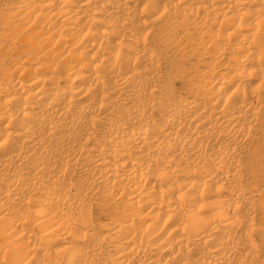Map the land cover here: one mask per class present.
I'll use <instances>...</instances> for the list:
<instances>
[{
	"label": "bare ground",
	"instance_id": "obj_1",
	"mask_svg": "<svg viewBox=\"0 0 264 264\" xmlns=\"http://www.w3.org/2000/svg\"><path fill=\"white\" fill-rule=\"evenodd\" d=\"M0 264H264V0H0Z\"/></svg>",
	"mask_w": 264,
	"mask_h": 264
}]
</instances>
